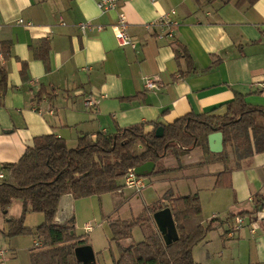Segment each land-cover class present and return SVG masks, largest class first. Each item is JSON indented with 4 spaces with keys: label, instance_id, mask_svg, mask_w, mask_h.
<instances>
[{
    "label": "crops",
    "instance_id": "1",
    "mask_svg": "<svg viewBox=\"0 0 264 264\" xmlns=\"http://www.w3.org/2000/svg\"><path fill=\"white\" fill-rule=\"evenodd\" d=\"M236 1L123 0L118 11L102 12L96 0H0V51H7L0 66L8 75L7 91H0V173L18 162L40 135L55 134L67 141L66 132L74 130L79 140L82 135L140 124L149 133L153 122L173 124L192 113L224 115L237 93L249 104L264 107V0L242 7ZM171 10H176L178 22L173 36L166 27H149ZM119 13L137 41L135 48L120 47L110 28ZM84 22L108 28L83 32ZM44 42L50 47L48 69L33 52L45 49ZM181 45L186 58L180 56ZM146 77H158V88L148 89ZM42 88L46 93L37 95ZM90 98L97 99L91 108L86 105ZM231 153L229 165L234 161ZM254 156L241 165L249 166ZM175 160L172 179L164 181L175 183L174 192L181 196L197 193L179 189L187 184L186 178L198 177L211 164H221L220 172L225 168L222 161L204 162L199 156L193 163L182 157ZM261 168L264 174V162ZM252 171L246 188L257 190L263 184L264 190L259 172ZM261 198L264 192L250 196V206L245 199L237 200L225 220L214 218V230L222 229L224 238L233 239L222 242L221 250L231 264H264V206L257 208ZM75 200L71 194L62 197L58 225L75 219ZM243 211L251 212L246 216L249 224L228 237L234 217L228 218ZM2 214L7 222L17 218ZM86 224L93 227L85 230L88 235L95 226ZM151 229L159 231L155 220Z\"/></svg>",
    "mask_w": 264,
    "mask_h": 264
},
{
    "label": "trees",
    "instance_id": "2",
    "mask_svg": "<svg viewBox=\"0 0 264 264\" xmlns=\"http://www.w3.org/2000/svg\"><path fill=\"white\" fill-rule=\"evenodd\" d=\"M258 0H237L236 6H252ZM43 50L33 49L34 55L42 59L49 68V44L43 43ZM6 56V50L2 48ZM181 57H188L181 45ZM27 64L24 63L22 76L28 79ZM8 75L0 66V91H7ZM42 88L37 95L45 94ZM224 115L188 114L173 124L153 122L154 130L145 132V124L118 128L116 133L97 132L79 137L76 147L71 148L66 139L55 134H45L34 138L21 159L5 168V178L0 180V210L7 215L16 201L22 202V214L10 218L9 231L12 237L33 233L25 225L28 211L40 212L45 216L36 229L44 246L31 251V264H84L78 257L77 249L91 245L84 236H77L75 219L64 225L56 223V215L61 199L71 194L74 199L115 193L124 187L122 179L130 169L154 162L174 153L180 160L183 153L200 147L206 159L222 161L225 168L218 174V183L231 176L233 168L228 160L232 151L236 166L241 161L264 153V107L254 106L237 93L227 104ZM164 126V135L156 136V130ZM222 132L224 149L214 153L209 145V135ZM136 146H141L137 151ZM155 168L150 175H157ZM257 207L262 209L264 199ZM170 208L175 220L179 238L167 244L159 231H151L139 243L124 244L132 239L133 228L154 222V214ZM257 210V209H256ZM255 210V211H256ZM248 211L238 215L248 216ZM235 217L231 215L228 219ZM216 219L205 222L202 203L198 193L187 196L176 195L169 189L155 205L146 207L142 214L132 220L113 218L110 221L112 240L120 248L119 258L114 264H201L193 256L194 247L205 240L215 229ZM150 225V224H149ZM92 246V245H91Z\"/></svg>",
    "mask_w": 264,
    "mask_h": 264
},
{
    "label": "rangeland",
    "instance_id": "3",
    "mask_svg": "<svg viewBox=\"0 0 264 264\" xmlns=\"http://www.w3.org/2000/svg\"><path fill=\"white\" fill-rule=\"evenodd\" d=\"M116 132L117 129L115 128L111 133ZM66 135L68 137L67 143L76 147L78 144L76 132L74 130H68ZM135 149L139 151L141 150V146H136ZM191 150L181 155L184 162L193 163L198 156L199 160L206 159L201 148ZM231 156L234 158V161L232 165L228 164L229 167L238 168L235 164L236 157L233 152ZM175 159L177 158L174 153H169L167 157L160 159L158 165L155 167L159 173L154 176L150 174L144 176L146 188L140 193L123 187V192L119 194L105 193L102 196L94 195L75 200V232L77 236H84L89 240L96 254L98 264H114L119 258L120 248L118 243L112 240L111 219L120 218L132 220L140 216L144 208L152 207L161 200L169 189L175 192L177 191V187H174L175 183L171 182V180L164 181L167 178L172 179L173 167L176 164ZM213 161L217 160L213 159ZM263 162L264 153L257 154V156L252 158L249 166L243 163L237 169L238 171H233L231 176H225L222 183L217 182L218 174L220 173L219 170L223 169L222 165L211 164L201 170L198 177L193 179L186 178L184 181L187 184L179 185V189L181 191H187L190 188L197 191L200 196L203 216L206 222H210L215 216H218L220 220H225L230 214V207L237 200L243 201L245 199L247 205L250 206L251 203L248 202L249 197L253 194L264 192L262 189L263 184L257 190L246 188L247 182L250 179V172L252 173L253 169L257 173L259 172L258 177L263 183L264 174L261 168ZM201 173L202 175H200ZM237 174L238 177H235ZM121 181L124 183L123 179ZM238 188L242 189L239 191ZM260 190L261 192H259ZM21 214L22 202L16 201L10 208L8 217H19ZM248 220L246 218L247 224H249ZM43 222H45L43 213L28 211L25 215V225L31 228L33 233L9 237L5 234L9 231V223L0 211V252L4 251L6 253L5 257L0 260V264H31V249L36 248L35 242L39 241L36 229ZM88 222H91L95 226V230L87 235L85 224ZM149 224L135 226L133 228L132 239L124 241V244H136L143 241L146 235L152 231L151 226H153V221ZM222 232V229L210 231L205 240L194 247L193 256L198 263L231 264V258L228 255L222 256L221 250L222 242H231L233 239L224 238ZM40 242V245L44 246L43 240Z\"/></svg>",
    "mask_w": 264,
    "mask_h": 264
},
{
    "label": "built area",
    "instance_id": "4",
    "mask_svg": "<svg viewBox=\"0 0 264 264\" xmlns=\"http://www.w3.org/2000/svg\"><path fill=\"white\" fill-rule=\"evenodd\" d=\"M123 0H96L97 5L99 9L102 12H112V11H118L120 8V5ZM176 14V10H171L167 13H165L159 20L152 22L149 24V27H155V26H163L166 27L169 31L168 35L173 36L175 27L178 25V22L174 19V16ZM20 24L24 23V20H19ZM28 25H31V23H28ZM1 28V27H0ZM96 28L99 31H102L104 29H107L108 26L105 25H94L92 22H84L80 24V29L83 32H86L87 30ZM111 30L114 33L115 38L118 41V45L120 47H126V46H132L135 48L137 46V41L132 40L129 36L127 30H128V22L126 20V17L123 13H119L118 19L116 23L112 24L110 26ZM0 57H2V52L0 51ZM159 78L158 77H146L145 78V85L148 89H156L158 88ZM262 87L264 88V80L262 81ZM97 103V100L95 98H90L86 105L91 108ZM5 178V173H0V180ZM123 185L124 187H127L129 189H132L138 193L143 191L146 188V182L145 177L139 175L135 169H130L126 175L123 178ZM218 216H215L217 218ZM246 218L244 216L238 215L234 219V223L230 227L229 231L227 232V236L230 238H233L242 228L246 226ZM85 230L87 232H90L93 230V227L91 224H86ZM252 232L256 233V227L254 226L252 228ZM41 242L36 241L35 245L36 247H41ZM5 252H0V257H4Z\"/></svg>",
    "mask_w": 264,
    "mask_h": 264
},
{
    "label": "water",
    "instance_id": "5",
    "mask_svg": "<svg viewBox=\"0 0 264 264\" xmlns=\"http://www.w3.org/2000/svg\"><path fill=\"white\" fill-rule=\"evenodd\" d=\"M164 126H160L156 130V136L162 137L164 135ZM209 145L211 151L214 153L222 152L224 149V137L222 132H215L209 135ZM156 167L154 162H147L138 168L135 171L141 175L145 176L150 174ZM154 220L159 228L160 233L162 234L165 242L167 244L176 241L179 238L175 220L170 208L162 209L154 214ZM77 254L79 259L84 264H97V258L94 252V249L91 245L83 246L77 249Z\"/></svg>",
    "mask_w": 264,
    "mask_h": 264
}]
</instances>
